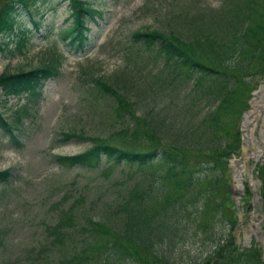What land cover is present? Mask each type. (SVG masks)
I'll use <instances>...</instances> for the list:
<instances>
[{"label": "rangeland", "instance_id": "1", "mask_svg": "<svg viewBox=\"0 0 264 264\" xmlns=\"http://www.w3.org/2000/svg\"><path fill=\"white\" fill-rule=\"evenodd\" d=\"M231 1L89 0L99 14L83 18L88 30L81 48L70 44L63 34L72 23L67 1L41 0L30 7L32 13L23 8L17 11L15 34L24 30L25 42L16 50L17 36L7 38L11 53L0 54V73L32 69L54 58L58 59V69L44 82L36 98L0 97V113L11 122L17 140L12 143L0 130V170H9L8 181L0 184V264L68 261L96 241V235L88 232L89 219L118 232L124 230L125 217L115 209L135 183L154 192L162 189L154 166L139 173L134 167L119 165L107 175L102 171L103 162L94 169L62 166L56 155L77 154L89 146L84 138L62 140V133L103 137L126 126V122L112 120L114 100L93 81L102 78L132 101L134 115L154 124L164 143L201 144L203 139L199 137L207 133L197 129V122L213 109L212 98L202 91L204 86H194L196 73L174 76L156 56L155 47L133 41L132 34L149 28L190 39L200 30L215 32L226 18ZM260 79L257 76L252 83H260ZM246 109L238 118L239 133ZM257 114L253 113L248 125L255 143L253 123ZM16 117L18 121H14ZM239 137L240 148L227 159L224 172V181L231 188L226 210L211 214L200 226L202 218L195 208L202 201L204 185L194 183L183 195L186 203L175 222L174 237L161 241L175 264L198 261L218 238L228 235L239 248H258L264 264L263 201L255 179L256 162L252 160L258 154L254 153L257 147L249 146L245 135L240 133ZM195 172L203 176L208 170ZM242 172L253 181L251 194L241 198L234 186L244 181ZM232 210L237 217L233 225L227 221ZM67 214L72 215L73 224L63 226L55 237L50 229L59 216ZM91 255L89 252L79 263L74 259L70 264H98Z\"/></svg>", "mask_w": 264, "mask_h": 264}, {"label": "trees", "instance_id": "2", "mask_svg": "<svg viewBox=\"0 0 264 264\" xmlns=\"http://www.w3.org/2000/svg\"><path fill=\"white\" fill-rule=\"evenodd\" d=\"M38 1L41 0H0V54L11 53L7 38L16 35L17 11L23 8L32 13L30 7ZM66 1L72 24L63 34L69 36L70 44L75 42V47L81 48L88 30L83 25V18L99 12L91 7L89 0ZM230 5L226 18L215 32L200 30L190 39L149 28L132 34L133 41L141 42L147 48L155 47L156 56L161 57L165 67H170L174 76L188 77L196 73L194 86H204L202 91L215 103L213 109L202 115L197 122V129L207 133L205 137H199L203 141L201 144L198 141L197 147L177 141L164 143L157 136V128L152 122L143 116L134 115L132 101L121 91L102 78L93 79L95 86L114 100L112 120L126 122V126L117 133L103 137L84 136L75 132L62 133V140L84 138L89 146L77 154L56 155V161L65 167L86 169H94L103 162L104 175L119 165L134 167L139 173L147 172L154 166L162 189L154 192L149 186L144 188L135 183L127 192L126 199L115 209L116 213H122L125 217L124 230L118 232L100 221L89 219L88 232L96 235V241L85 246L89 251L83 250L68 261L57 264L79 263L89 252L92 254L89 257L96 259L98 264H175L170 261L168 251L162 248L161 241L174 237L175 222L181 216L182 205L186 203L183 195L189 188L194 183L204 185L202 201L195 208L202 218V222L198 223L200 226L211 214L223 213L226 210L224 205L229 206L226 202L231 188L224 181L227 159L237 154L240 148L238 118L248 106L251 90L258 84L252 81L264 72V0H232ZM24 35V30L18 31L16 50H20L25 42ZM57 69L58 59L54 58L32 69L3 71L0 73V93L3 96L25 97L27 100L36 98L44 81L54 76ZM261 99L260 94L254 98L242 119V131L249 140V146L258 145L252 141V127L248 128V125L254 119L253 113H258ZM14 121H18V118H14ZM0 129L12 143H17L11 122L1 113ZM255 167L256 176L261 182L259 195L263 201L264 214V154L259 163H255ZM201 169L208 170V173L203 176L195 174L196 170ZM199 178H203V181ZM8 179L9 170H0V184L6 183ZM234 188L240 197L251 194L248 184L243 180ZM236 220L235 212L229 211L228 223L233 225ZM72 224L71 214L59 216L50 233L59 237L58 231ZM192 264L263 262L258 248H239L228 235L218 238L213 248Z\"/></svg>", "mask_w": 264, "mask_h": 264}, {"label": "water", "instance_id": "3", "mask_svg": "<svg viewBox=\"0 0 264 264\" xmlns=\"http://www.w3.org/2000/svg\"><path fill=\"white\" fill-rule=\"evenodd\" d=\"M259 94H260V96H262L263 101L261 104V108L258 111L257 116L255 117V122L253 123V131L256 130V125L258 123V128L256 130V136H253L254 141L259 143V145H256L257 146V153H258L257 157H256L257 160H259L261 155L264 153V115H263V113H264V72L262 74L261 82L258 84V86L254 90L251 91L249 102H248L249 108H250L251 102ZM244 113H245V111L242 114V117H241L242 119H243ZM240 133H241V135H244L241 126H240ZM246 140H247V137H246ZM247 142H249V140H247ZM250 144H252V142ZM243 175H244L245 179L248 181V184L251 185L250 183L253 180L251 179L249 181L248 176H245L244 172H243ZM257 182L259 183V179H257ZM257 209L259 211V215H261L260 203L257 205Z\"/></svg>", "mask_w": 264, "mask_h": 264}, {"label": "bare ground", "instance_id": "4", "mask_svg": "<svg viewBox=\"0 0 264 264\" xmlns=\"http://www.w3.org/2000/svg\"><path fill=\"white\" fill-rule=\"evenodd\" d=\"M259 144V143H258Z\"/></svg>", "mask_w": 264, "mask_h": 264}]
</instances>
